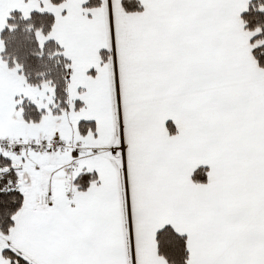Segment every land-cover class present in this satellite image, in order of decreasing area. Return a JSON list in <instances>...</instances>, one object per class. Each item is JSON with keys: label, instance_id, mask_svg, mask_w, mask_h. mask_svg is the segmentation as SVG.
<instances>
[{"label": "snow or ice", "instance_id": "snow-or-ice-1", "mask_svg": "<svg viewBox=\"0 0 264 264\" xmlns=\"http://www.w3.org/2000/svg\"><path fill=\"white\" fill-rule=\"evenodd\" d=\"M0 264H264V0H0Z\"/></svg>", "mask_w": 264, "mask_h": 264}]
</instances>
